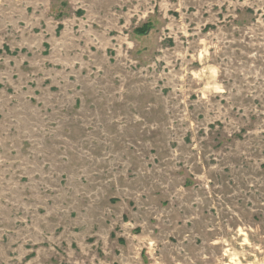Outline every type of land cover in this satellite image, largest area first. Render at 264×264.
Instances as JSON below:
<instances>
[{"label":"rangeland","instance_id":"rangeland-1","mask_svg":"<svg viewBox=\"0 0 264 264\" xmlns=\"http://www.w3.org/2000/svg\"><path fill=\"white\" fill-rule=\"evenodd\" d=\"M0 264H264V0H0Z\"/></svg>","mask_w":264,"mask_h":264}]
</instances>
